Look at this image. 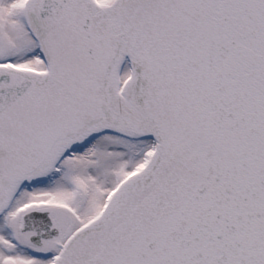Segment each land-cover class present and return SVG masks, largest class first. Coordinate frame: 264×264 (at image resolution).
I'll return each instance as SVG.
<instances>
[{
  "label": "snow or ice",
  "instance_id": "1",
  "mask_svg": "<svg viewBox=\"0 0 264 264\" xmlns=\"http://www.w3.org/2000/svg\"><path fill=\"white\" fill-rule=\"evenodd\" d=\"M0 264H264V0H0Z\"/></svg>",
  "mask_w": 264,
  "mask_h": 264
}]
</instances>
